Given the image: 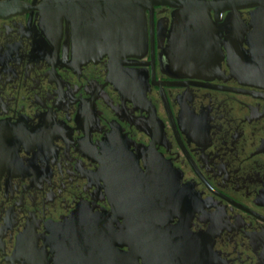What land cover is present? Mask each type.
Returning <instances> with one entry per match:
<instances>
[{"label": "flooded vegetation", "instance_id": "1", "mask_svg": "<svg viewBox=\"0 0 264 264\" xmlns=\"http://www.w3.org/2000/svg\"><path fill=\"white\" fill-rule=\"evenodd\" d=\"M4 2L0 264H264V0Z\"/></svg>", "mask_w": 264, "mask_h": 264}, {"label": "water", "instance_id": "2", "mask_svg": "<svg viewBox=\"0 0 264 264\" xmlns=\"http://www.w3.org/2000/svg\"><path fill=\"white\" fill-rule=\"evenodd\" d=\"M180 6L186 8V9L189 8V6L186 5V4H183V5L180 4ZM191 7L195 8V6H191ZM8 10H9V2L0 3V17L6 16L8 14ZM182 14L189 15V16H194V17L180 18L179 19V23L183 24L184 21H187V22L192 21L194 24H198L200 26V28L198 30L194 31L190 36L187 35L188 33L184 32L183 28H180L179 26L177 27V30H176L177 31V33H176L177 38L181 40L182 36H183V38H187L188 40H190L192 42L190 44L189 48H188L190 51L202 52L204 50L207 51V50L210 49L215 54H216L217 51H218L217 53L221 52V44H220V41H219L220 38H217L219 42L217 44H215V45L214 44H212V45H210V44L208 45L207 44L208 40L211 39L210 35H209L210 34L209 31L211 29L207 27V24H206L207 20L205 19V17L202 16L204 14H201L198 11V9L191 10V11H189V13L184 11V12L179 13L178 15H182ZM209 16H210V14H206V17L208 19H209ZM176 47L177 48L174 49L175 50L174 53H176V54L181 53L182 52L181 47H179V45L176 46Z\"/></svg>", "mask_w": 264, "mask_h": 264}]
</instances>
